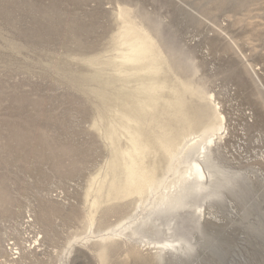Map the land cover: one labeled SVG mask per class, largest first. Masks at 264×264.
Listing matches in <instances>:
<instances>
[{
	"label": "rangeland",
	"instance_id": "374dc122",
	"mask_svg": "<svg viewBox=\"0 0 264 264\" xmlns=\"http://www.w3.org/2000/svg\"><path fill=\"white\" fill-rule=\"evenodd\" d=\"M127 25L162 52L157 74H119ZM146 81L166 89L140 113ZM122 113L149 142L188 130L207 150L175 174L159 152L165 188L124 196ZM195 159L206 188L158 206ZM0 264H264V0H0Z\"/></svg>",
	"mask_w": 264,
	"mask_h": 264
},
{
	"label": "bare ground",
	"instance_id": "6f19581e",
	"mask_svg": "<svg viewBox=\"0 0 264 264\" xmlns=\"http://www.w3.org/2000/svg\"><path fill=\"white\" fill-rule=\"evenodd\" d=\"M126 14H127V12H126ZM119 18H120V16H119ZM120 19H122V18H120ZM131 21L132 20H130V21L126 20V22H131ZM133 23H135V22H133ZM123 24H124V22H123ZM124 26H125V24H124ZM118 45L120 46L121 49H120V56L118 57L119 64L117 66L119 67V74H123L124 76H126L127 81H128V78H131V77H141V74H144L145 76H152V75H155L158 73L159 66L162 63L161 61H164L162 52L160 51V49L158 48L157 44L154 42L152 37H150L148 34H146L142 30V28L139 29V28L135 27L134 25H127L125 27L124 31L120 34V36L118 38ZM130 80H132V79H130ZM185 88H186L185 89L186 91H189V89H187V87H185ZM165 89H166V87L163 84H160L157 82H147V81L144 82L139 88H137V91H136V96L139 98V106L136 107L137 111L142 113V112L147 111V110L150 111V110L157 109L159 100L162 99V92ZM193 91L191 90L192 93H193ZM165 92H167V91H165ZM184 94L186 95V93H184ZM187 94H189V92ZM167 96H168V94H167ZM187 96H186V98H187ZM190 96H192V95H190ZM175 97H176V103H178L182 99V96L180 94H176ZM184 103L185 102H183V104ZM168 107H170V105H168ZM180 107H181V105L179 106V109H180ZM186 111L187 110H185V112ZM176 112H178V115H182L181 110L177 109ZM188 114L190 115V113H188ZM148 116L151 117L150 115H148ZM192 117H193V115H192ZM137 120L134 117H132L131 115H128L127 113H122L120 115L118 121L112 125L111 131L109 133V138H110V141L112 142V144L115 145V151H116V159H115V163L113 165L117 168H121V170H123V172L125 174V185L122 188V194L124 196L137 195L138 197L143 199L146 196L148 197L150 195L156 194L157 192L159 193V191L161 189H164L166 184H167L165 182V179H163V178L160 179V178H158L159 176L157 177L156 168H152V167L150 168L149 167L148 160L152 156H155L159 152H161L163 154V156L165 157V159H167V162H168L166 171L168 173H174L175 174V173H178V171H179L180 162L183 159H185L192 151L198 150L200 145L202 146L203 151H205L207 149L205 148V145H203V142L201 143V141H196L194 138L192 140H190V139L187 140V137L190 136V135L186 134V132L188 130L186 132H183L182 134L180 133L177 137L176 136L171 137V134H169L167 132V130L165 129V130H163V134L160 138H157L156 140H154V142H149L148 140L144 139L143 134H142V130H141V124ZM174 120L175 119H173V121ZM181 122H179V123H181ZM179 123H178V125H180ZM172 124H173V122H172ZM169 125H171V124H169ZM178 127H176V129L174 128L175 132H176V130H178L177 129ZM182 128L183 127H181V129ZM191 128H192V126H191ZM221 128H223V127H221ZM173 130L171 129V131H173ZM182 130H184V129H182ZM157 131H159V130H157ZM171 131H169V132H171ZM216 131H217V126L212 125L211 127L206 128L204 130L202 136H200L199 138L203 139V137L209 136V138L211 139V134H214ZM177 133L178 132H176L174 134H177ZM192 135H193V133L191 134V136ZM121 136H124L127 140V146L125 148H122L120 146ZM204 142H206V141H204ZM212 142H213V140L210 141V143H212ZM209 149H210V147H209ZM204 154L206 155V153H204ZM165 159H163V161ZM197 160L195 159V161L193 162V169H191L192 171L190 170L191 173L188 175L191 177V176H193V173H194L197 176L198 180L194 181V183H192V185H190V184H188L187 179H183V176L180 177V179H179V183L181 184L180 190L182 189V191H179L180 194L177 197L162 194L160 196V198H158L161 201V204L158 203L159 204L158 206L171 205L172 207L177 208V206L180 202H183L190 194L195 193L194 190L195 191L204 190L206 188L204 183H203V180L205 178L207 179L206 172L204 170L203 165L200 163L201 161L199 162ZM153 166H155V165L153 164ZM120 179H119V181L121 182L122 179L121 180ZM113 180H115V178H113ZM117 183H118V181H117ZM108 184H110V182ZM105 185H107V184H105ZM115 185H118V184H115ZM101 186H102V184H101ZM105 189H106V187H105ZM98 192H99V189H98ZM158 193H157V195H158ZM99 202H100V200H99ZM99 202H97L96 204H98ZM101 202H102V200H101ZM160 208L161 207H159V209ZM107 239H110V238L109 237L103 238V240H107ZM105 252H107V251H105ZM101 253H102V251H101ZM161 253H162V251H161ZM99 254H100V252H99ZM103 255H104V257H106L105 253ZM100 258H101V256H100ZM103 260H105V259L103 258Z\"/></svg>",
	"mask_w": 264,
	"mask_h": 264
}]
</instances>
